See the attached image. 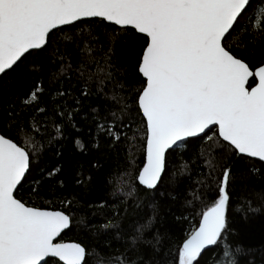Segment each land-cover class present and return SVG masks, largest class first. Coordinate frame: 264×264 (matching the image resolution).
<instances>
[{
  "label": "snow or ice",
  "instance_id": "obj_1",
  "mask_svg": "<svg viewBox=\"0 0 264 264\" xmlns=\"http://www.w3.org/2000/svg\"><path fill=\"white\" fill-rule=\"evenodd\" d=\"M250 188L264 0H0V264H264L235 239L264 216V194L233 203Z\"/></svg>",
  "mask_w": 264,
  "mask_h": 264
},
{
  "label": "trees",
  "instance_id": "obj_2",
  "mask_svg": "<svg viewBox=\"0 0 264 264\" xmlns=\"http://www.w3.org/2000/svg\"><path fill=\"white\" fill-rule=\"evenodd\" d=\"M85 139H87V136H85ZM179 151V150H178ZM126 157V150L124 152H122L119 156V160H120V164H116L115 160H116V154L113 153V160L111 161V163H113L114 165V170L116 171H122L124 165V160ZM172 163L175 164L177 167L184 165V164H188L189 167H191L192 165L189 163L187 157L184 160H180L177 159L175 157L172 158ZM201 167H204L203 165V161H201ZM195 175L193 176V179H195ZM115 182H113V187H115ZM77 187L74 184H70L69 188L60 194L61 198L64 199H69V198H73L76 196L77 194ZM261 194L260 189L256 188V189H251L248 191H241L238 192L237 195L233 198V203L236 202V200L241 199V198H249L253 201V203H258L259 202V196ZM23 198L29 203H36L38 206H48V207H54L57 210H65L68 213L71 212H75L77 213V218H79L80 215L87 213H91L93 210L92 209H88L87 208V204H86V198L83 195H79L78 199L80 201V203H76L73 202L71 205L69 204H61L60 199L56 198V197H52V196H45L43 199H41L40 197H36V196H32L30 193L25 192ZM52 200V204L51 205H46V201L47 200ZM145 211H147V209H145ZM171 211H175L177 212V214H179V209L178 206L174 207L173 209L170 210ZM239 213H237V216L239 217ZM191 219V218H190ZM198 219V218H197ZM94 223H102L104 222L102 220V218L100 217H96L94 218L93 221ZM196 221H192V223L194 224ZM184 228H188V224H184L183 225ZM238 227L240 230V234L239 236L235 237L236 240L240 241L242 240L245 245H256L260 242L261 239H264V216H257L255 219H252L248 222H243L240 221L238 223ZM178 236H183L184 232L180 231L177 233ZM64 239L67 240H72V239H83L82 236H77L75 233L73 232H67L66 235L64 236ZM49 264H53V259L50 258L49 259Z\"/></svg>",
  "mask_w": 264,
  "mask_h": 264
},
{
  "label": "water",
  "instance_id": "obj_3",
  "mask_svg": "<svg viewBox=\"0 0 264 264\" xmlns=\"http://www.w3.org/2000/svg\"><path fill=\"white\" fill-rule=\"evenodd\" d=\"M50 259V258H49Z\"/></svg>",
  "mask_w": 264,
  "mask_h": 264
}]
</instances>
